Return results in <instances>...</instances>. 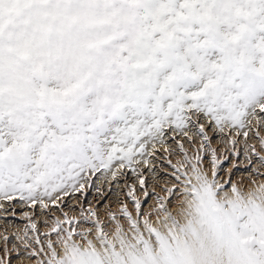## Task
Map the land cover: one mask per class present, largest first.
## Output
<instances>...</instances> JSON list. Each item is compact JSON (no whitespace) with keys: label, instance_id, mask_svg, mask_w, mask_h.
I'll list each match as a JSON object with an SVG mask.
<instances>
[{"label":"snow or ice","instance_id":"1","mask_svg":"<svg viewBox=\"0 0 264 264\" xmlns=\"http://www.w3.org/2000/svg\"><path fill=\"white\" fill-rule=\"evenodd\" d=\"M261 126L264 0H0V209L18 198L51 211L101 171L148 164L158 145L181 157L179 188L157 198L178 193L175 211L136 200L135 217L121 208L128 231L113 212V227L64 213L37 264H264V182L217 180L221 142L264 167V135L260 151L248 143ZM24 215L27 249L38 228Z\"/></svg>","mask_w":264,"mask_h":264},{"label":"rangeland","instance_id":"2","mask_svg":"<svg viewBox=\"0 0 264 264\" xmlns=\"http://www.w3.org/2000/svg\"><path fill=\"white\" fill-rule=\"evenodd\" d=\"M254 124L255 122H253ZM256 130L261 135H264V126L258 129L254 128L253 131H250L248 143L255 145L257 151H260L258 137L255 135ZM222 139L220 136H214L212 139L213 145L217 146L218 140L222 141ZM244 139L245 137L241 134L240 140L243 141ZM183 142L185 143V148L190 147L186 141ZM197 143H199L198 139ZM167 146L170 148L176 147L175 142L171 138H168ZM218 146L225 151V155L229 156L227 161L222 162V167L217 176L218 181L226 182L231 180L234 183H243L246 189L255 187L252 184L253 180L257 184L264 182V167L260 166L258 158L251 153L249 155L252 162L249 165L248 159L243 153V143L238 145V149H233L231 145H225L223 142L219 143ZM237 150L240 153L238 158L231 155L233 151ZM180 158V155L176 153L170 154L164 150L163 146L158 145L154 155L148 157V164H144L142 161L139 164L134 162L132 167L126 165L123 169L114 166L113 170L120 173L115 177L111 173L101 171L93 176L90 185L85 184L80 192H73L67 197H62L63 204L59 207L50 205L51 211L48 212L42 211L39 206L34 209L29 208L17 198L7 212L0 209V258L3 257L5 246L12 249L15 245L19 252L12 251L10 255L11 264H21V261L23 264H37V261L45 260L46 256L44 252H40V248L43 246L46 252L47 241L49 239L56 240L55 234H48L49 229L52 227L54 219H64V213H67L69 217H81L95 211L105 225L113 227L115 222L108 216L109 212H113L120 218L121 223L125 225V231H128V225L122 216L121 208L127 207L133 217H135L136 200L141 201L142 210L145 213L158 208L160 203H166L170 210L175 211V205L181 199L178 193L171 197V203L159 201L157 198L167 197L168 193L165 189L172 187L174 184H177V188H179L178 182L173 176L174 168L172 165H176ZM137 160H140V158L137 157ZM204 163L210 171V158L206 159ZM133 168H135V171H133ZM254 168L258 169V172H254ZM141 172L147 181L144 187L140 185L139 174ZM225 191H231L230 184L225 183ZM3 203V201H0V204ZM13 208L15 209L14 211ZM25 212L33 213L31 222H35L38 228V232L28 231L27 239L30 241V245L27 249L23 248L21 240L18 239V237H24L25 230L30 226V220L24 215ZM155 220L156 215L153 212L152 221L155 222ZM81 227L93 228V225L82 223ZM4 236L9 237L7 245H5ZM37 236H39L41 244L35 243ZM33 251L35 254L30 257L29 254L33 253Z\"/></svg>","mask_w":264,"mask_h":264}]
</instances>
